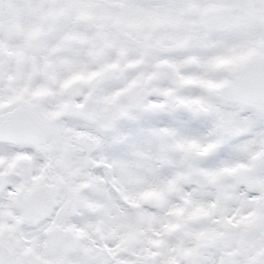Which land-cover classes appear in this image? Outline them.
Returning a JSON list of instances; mask_svg holds the SVG:
<instances>
[{
	"label": "snow or ice",
	"instance_id": "obj_1",
	"mask_svg": "<svg viewBox=\"0 0 264 264\" xmlns=\"http://www.w3.org/2000/svg\"><path fill=\"white\" fill-rule=\"evenodd\" d=\"M0 264H264V0H0Z\"/></svg>",
	"mask_w": 264,
	"mask_h": 264
}]
</instances>
